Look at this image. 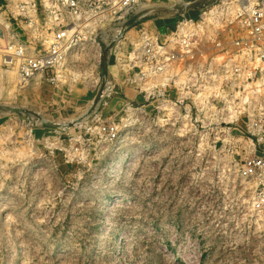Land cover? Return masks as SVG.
I'll use <instances>...</instances> for the list:
<instances>
[{
  "label": "rangeland",
  "instance_id": "1",
  "mask_svg": "<svg viewBox=\"0 0 264 264\" xmlns=\"http://www.w3.org/2000/svg\"><path fill=\"white\" fill-rule=\"evenodd\" d=\"M28 1L32 19L19 17ZM60 1L0 0L1 39L44 50L80 27L55 85L22 87L0 55V264H264V177L241 175L264 139L246 114L222 127L179 121L128 81L136 32L151 21L163 33L174 1L134 9L120 40L113 17L94 18L105 0H79L80 17Z\"/></svg>",
  "mask_w": 264,
  "mask_h": 264
},
{
  "label": "built area",
  "instance_id": "2",
  "mask_svg": "<svg viewBox=\"0 0 264 264\" xmlns=\"http://www.w3.org/2000/svg\"><path fill=\"white\" fill-rule=\"evenodd\" d=\"M146 1L105 0L96 6L94 18L113 17L120 25L115 39L120 40L136 29L125 23ZM173 1L169 8L172 22L163 33H156L151 21L135 31L137 42L126 52L129 71L135 73L128 81L142 85L146 102L158 99L159 114L172 112L179 121L218 127L233 124L246 114L252 137L264 139V0H218L199 8L194 6L201 0ZM59 4L71 17H80L83 12L79 0H61ZM30 9H36V4L20 3L19 17L32 19L28 17ZM195 9L196 16H191ZM54 21L61 23L58 15ZM208 26L215 36L207 39ZM74 28L71 34L56 31L44 50L0 38L3 65L16 72L22 87L38 79L51 85L59 83L69 45L80 33L77 23ZM156 80L160 85L154 86ZM105 96L103 93L102 101ZM103 131L112 139L119 136L116 126H105ZM241 170L246 179L263 178L264 154L250 159ZM256 206L258 210L264 207L263 192Z\"/></svg>",
  "mask_w": 264,
  "mask_h": 264
},
{
  "label": "bare ground",
  "instance_id": "3",
  "mask_svg": "<svg viewBox=\"0 0 264 264\" xmlns=\"http://www.w3.org/2000/svg\"><path fill=\"white\" fill-rule=\"evenodd\" d=\"M74 29H75V28H74ZM74 29H71V28H70V30H68V32L71 34V33H73Z\"/></svg>",
  "mask_w": 264,
  "mask_h": 264
}]
</instances>
